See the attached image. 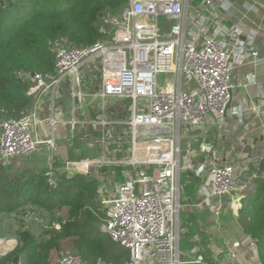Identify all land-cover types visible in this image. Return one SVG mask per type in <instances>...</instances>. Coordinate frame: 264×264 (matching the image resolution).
Wrapping results in <instances>:
<instances>
[{
  "label": "built area",
  "instance_id": "built-area-1",
  "mask_svg": "<svg viewBox=\"0 0 264 264\" xmlns=\"http://www.w3.org/2000/svg\"><path fill=\"white\" fill-rule=\"evenodd\" d=\"M224 1L128 0L118 11L101 15L97 26L101 37L93 43L73 46L55 41L51 74L16 71L21 82L28 84L26 93L33 102L19 117L0 119V164L30 155L42 146L53 148L55 129L61 122L71 130L89 125L99 131L98 156L68 160L66 170L89 174L92 168L118 162L110 155L131 144L130 169L104 201L100 227L127 250L128 258L122 264H216L202 255L197 235L192 237L196 242L193 255L188 253L184 259L180 249L184 190L180 174L190 169L181 141L186 130L197 132L224 125L234 69L258 59L252 39L240 40L241 25L219 23L215 7ZM229 37L234 40L231 47L227 46ZM85 71L97 83L89 95L99 98L103 105L105 100L120 99L122 106L128 104L126 116L111 119L96 114L85 121L80 119L77 112L87 94ZM246 79L260 88L264 98V81H259L255 72L247 73ZM63 83H67L71 98L66 121L57 105L58 88ZM44 97L49 109L48 131L41 137L35 128L43 125L38 102ZM241 119L238 114L237 120ZM117 128L122 130L114 136ZM200 150L205 159L213 158V144H202ZM249 166L240 168V174L247 175L238 187L232 163L219 165L210 160L195 168L196 177L206 175L209 179L210 210L221 209L220 197L253 188L255 174H249ZM253 166L257 167V162ZM48 175L53 184L52 169ZM49 218L43 208L36 207L4 217L2 222L14 231L29 229L38 238L44 229H59L60 223L48 224ZM3 239L0 235V245L8 241ZM58 264L88 262L79 253L65 249Z\"/></svg>",
  "mask_w": 264,
  "mask_h": 264
},
{
  "label": "trees",
  "instance_id": "trees-1",
  "mask_svg": "<svg viewBox=\"0 0 264 264\" xmlns=\"http://www.w3.org/2000/svg\"><path fill=\"white\" fill-rule=\"evenodd\" d=\"M127 1L0 0V119L19 117L32 106L33 99L26 93L28 84L21 82L17 70L51 74L55 41L73 46L93 43L101 37L97 29L100 14L116 12ZM103 171L107 169H100ZM248 172L255 174L254 186L240 191L237 220L255 241L259 261L264 264V175L253 165ZM52 176L53 184L46 170H12L7 163L0 164L1 232H5L4 217L36 207L49 214V224L53 220L60 223L59 229L50 227L38 238L29 229L15 231L13 245L0 252V264H10L16 255L19 264H51L49 254L54 249H70L89 264H122L128 258L127 250L109 258L116 243L93 225L104 218V212H96L99 176L59 171Z\"/></svg>",
  "mask_w": 264,
  "mask_h": 264
},
{
  "label": "crops",
  "instance_id": "crops-1",
  "mask_svg": "<svg viewBox=\"0 0 264 264\" xmlns=\"http://www.w3.org/2000/svg\"><path fill=\"white\" fill-rule=\"evenodd\" d=\"M215 8L221 25L226 27L232 24L241 25L243 33L240 40L247 42L248 38L252 39V47L257 51L258 59L254 63L248 60L246 64L234 69L230 106L225 115L224 125L219 129L215 126L206 127L197 132L186 130L182 136V141L188 138L183 154L190 160V169L180 174V181L184 185L181 195L180 249L184 259H187L188 253L193 255L195 252L192 250L196 247V242L192 237L197 235L201 253L209 262L260 264L256 244L238 224L240 191L220 197L221 209L210 210L209 206L213 201L208 195L209 179L206 175L196 177L194 170L201 163L210 160L219 165L228 162L234 165L235 175L241 180L247 173L240 174V168L254 165L259 157L264 155V98L260 95V88L246 79L247 73L255 72L257 79L264 81V0H225L220 5L216 4ZM233 43L234 40L229 37L227 46L231 47ZM85 79L87 94L77 112L80 119L85 121L96 114L111 119L122 118V105L118 101H113L115 100L113 98L105 100L104 105L99 98H93L89 93L96 89L97 83L91 80L87 71ZM38 103V116L43 120V125H37L35 130L39 136L44 137L48 131L49 116L46 97ZM57 105L60 117L66 121L70 117L71 107L67 83L58 88ZM238 114L242 115L240 121L237 120ZM121 130L114 129V136H119L117 134ZM97 134L99 135V131L89 125H79L71 130L65 122H61L55 129L56 145L53 148L42 146L30 155L19 156L22 157L19 162L23 163L27 170L48 172L52 169L60 173L68 172L64 168L66 161L95 157L99 154L96 141L98 138L93 137ZM90 136L91 138H88ZM202 144L214 145L213 158L210 156L205 159V154L200 150ZM11 161L12 159L7 165ZM19 162L16 161L17 164ZM95 174H100V171H95ZM47 222L49 224L50 219ZM46 230L48 229H44L42 235H45ZM10 231L15 234L10 227L5 230L4 235ZM7 236L12 237L10 234ZM116 246L113 248V254H109V258H115V255L122 251L123 247L120 246L118 249ZM61 251L63 249L58 252L55 249L50 251L51 264H58Z\"/></svg>",
  "mask_w": 264,
  "mask_h": 264
},
{
  "label": "rangeland",
  "instance_id": "rangeland-1",
  "mask_svg": "<svg viewBox=\"0 0 264 264\" xmlns=\"http://www.w3.org/2000/svg\"><path fill=\"white\" fill-rule=\"evenodd\" d=\"M160 81L161 82L164 81V77L163 76H160ZM118 100H120V99H115L113 101L116 102ZM122 107H123L122 115L126 116L128 114V104L125 103V104H123ZM93 137L99 138V135L98 134L97 135H93ZM88 138H91V136L88 137ZM186 140H188V138H186L185 141H184V139H183V141H181L182 150H184V145L187 142ZM97 144H98V149H99L98 152L100 153V145H99V143H97ZM138 154H142V153L139 152ZM97 156H95V157H97ZM130 157H131V144L128 143L122 148L121 152H117V153H114V154L110 155V159L118 161V162L110 163L108 165H104V166L99 167V168H92L90 173H92V172L95 173V171H100V169H102L103 167H105L107 169L106 173H104V171H103V172H100V174H98L100 182H101L100 183L101 185H99V187H98V193L99 194H98L97 200H99L100 206L98 207L99 209L96 211L97 213L98 212H101V213L104 212V208H105L104 201L109 197V195H111V193L114 191L115 185L117 183L121 182L124 179V176L126 175L128 170L130 169V167L127 164V161L130 160ZM20 158H22V157H20ZM20 158L19 157L12 158V161L9 162L8 167L10 169H12V170L23 169L24 171H26L27 168L24 166V164L19 162ZM79 160L76 159L74 161L77 162ZM16 161H18L19 163L17 164ZM72 173H79V172L76 169H72V170L68 169L67 174L71 175ZM102 173H104V175H102ZM253 180H254V178H253ZM235 181H236V187H238L240 185V180L238 178H235ZM63 212H64V210L59 211V213H56V216L59 215V214L60 215L63 214ZM2 226H3L2 227L3 231L8 229V228H6L5 224H3ZM7 234H10V236H12V237L8 238L9 236H4V233L0 231V235H2V237H4V239H3L4 242L7 241L8 239H10L7 242H5L2 245H0V252L6 251L7 248H9V247H11V245H13V239L15 238L14 232L10 231ZM116 247H118V249H120L119 245H117ZM60 250L61 249H57L56 251L58 252Z\"/></svg>",
  "mask_w": 264,
  "mask_h": 264
},
{
  "label": "water",
  "instance_id": "water-1",
  "mask_svg": "<svg viewBox=\"0 0 264 264\" xmlns=\"http://www.w3.org/2000/svg\"><path fill=\"white\" fill-rule=\"evenodd\" d=\"M102 14H100L101 16ZM230 106V103L228 104L227 107ZM255 158V157H254ZM257 169L258 171H260L261 173H263L264 175V155L260 156L259 159L257 160ZM93 225L97 228V229H100L101 227V222H94ZM11 263L13 264H19V257L18 255L14 256L12 258V261Z\"/></svg>",
  "mask_w": 264,
  "mask_h": 264
}]
</instances>
